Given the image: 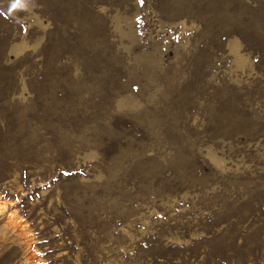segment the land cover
Wrapping results in <instances>:
<instances>
[{"label":"rangeland","instance_id":"1","mask_svg":"<svg viewBox=\"0 0 264 264\" xmlns=\"http://www.w3.org/2000/svg\"><path fill=\"white\" fill-rule=\"evenodd\" d=\"M207 260L264 264V0H0V264Z\"/></svg>","mask_w":264,"mask_h":264},{"label":"trees","instance_id":"2","mask_svg":"<svg viewBox=\"0 0 264 264\" xmlns=\"http://www.w3.org/2000/svg\"><path fill=\"white\" fill-rule=\"evenodd\" d=\"M208 241H210V240H208ZM197 242H198V239L195 240V241H194L190 246H188L187 248H185V247H178V248L182 251V253H181V255H180L182 261H184V257L186 256V254H187L188 256H190V255L193 254V251L196 249L195 244H196ZM172 248H176V247L172 246ZM205 264H210L209 260H207ZM220 264H221V263H220Z\"/></svg>","mask_w":264,"mask_h":264}]
</instances>
